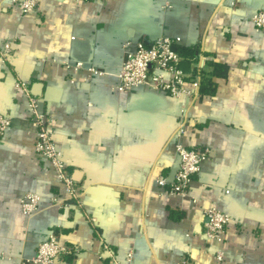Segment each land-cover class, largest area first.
<instances>
[{"label": "crops", "instance_id": "crops-1", "mask_svg": "<svg viewBox=\"0 0 264 264\" xmlns=\"http://www.w3.org/2000/svg\"><path fill=\"white\" fill-rule=\"evenodd\" d=\"M260 10L264 0H40L23 15L0 0V45L14 44L8 61L0 56V112L12 118L0 141V264H33L51 233L73 264L126 263L129 253L132 264H264ZM164 36L191 61L189 75H203L199 96L121 92L129 53ZM21 82L50 119L79 202L35 152ZM182 118L184 144L210 151L183 198L158 183L169 178ZM212 208L230 217L221 242L205 236Z\"/></svg>", "mask_w": 264, "mask_h": 264}, {"label": "built area", "instance_id": "built-area-1", "mask_svg": "<svg viewBox=\"0 0 264 264\" xmlns=\"http://www.w3.org/2000/svg\"><path fill=\"white\" fill-rule=\"evenodd\" d=\"M75 2L81 0H73ZM23 15L37 12L40 8V0H13ZM252 20L256 28L264 32V10H260ZM175 42L170 37H159L154 41L141 40L136 48L129 53L119 74L118 89L123 93L148 86L155 91L164 92L174 98L197 97L201 76L197 73L189 75L182 69V63L188 60L175 50ZM14 44L5 42L0 45V56L8 61L13 54ZM28 92L30 121L36 131L35 152L43 160L49 162L56 171L63 187L69 195L70 201L79 202L80 188L64 162L63 155L54 139L48 115L41 109L40 99L30 93L26 83H19ZM186 120H180L177 131L176 154L181 156V163L173 182L167 177L159 179V185L166 193L177 197H187L190 194L191 183L199 175L204 161L209 157L207 148H190L183 142ZM12 126V118L0 112V141L5 137ZM31 203L26 202V210L31 211L37 205V198L30 197ZM196 202V199H194ZM55 205L67 206V201L53 198ZM205 236L209 240L223 241L226 227L230 217L218 208L208 209L205 212ZM68 252V248L59 242L56 233H51L43 241L37 250L35 257L31 259L33 264H73L63 261L62 257ZM217 258L223 260L222 253ZM133 253H129L126 263L115 261L113 264H132ZM180 264H193L190 257L185 256Z\"/></svg>", "mask_w": 264, "mask_h": 264}, {"label": "water", "instance_id": "water-1", "mask_svg": "<svg viewBox=\"0 0 264 264\" xmlns=\"http://www.w3.org/2000/svg\"><path fill=\"white\" fill-rule=\"evenodd\" d=\"M189 68H190V64L187 62L182 63V69L184 70V72L188 73L189 72ZM35 93V91H33ZM180 163H181V156L180 155H176L175 161L172 164L171 167V172L169 175V181L173 182L175 179V175L178 172L179 168H180Z\"/></svg>", "mask_w": 264, "mask_h": 264}, {"label": "trees", "instance_id": "trees-1", "mask_svg": "<svg viewBox=\"0 0 264 264\" xmlns=\"http://www.w3.org/2000/svg\"><path fill=\"white\" fill-rule=\"evenodd\" d=\"M186 57V56H185ZM187 58H190V57H187ZM189 60V59H188ZM203 78V75L201 76Z\"/></svg>", "mask_w": 264, "mask_h": 264}]
</instances>
